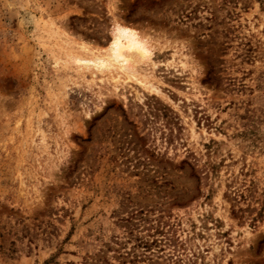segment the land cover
Instances as JSON below:
<instances>
[{"label": "rangeland", "instance_id": "1", "mask_svg": "<svg viewBox=\"0 0 264 264\" xmlns=\"http://www.w3.org/2000/svg\"><path fill=\"white\" fill-rule=\"evenodd\" d=\"M0 264H264V0H0Z\"/></svg>", "mask_w": 264, "mask_h": 264}, {"label": "snow or ice", "instance_id": "2", "mask_svg": "<svg viewBox=\"0 0 264 264\" xmlns=\"http://www.w3.org/2000/svg\"><path fill=\"white\" fill-rule=\"evenodd\" d=\"M118 31L121 32L124 36H128V34L131 32V30L128 28L118 29ZM132 35L134 36V33ZM114 43L116 47L119 48L120 47V37H117ZM129 48L130 49L135 48L137 50L144 51L143 46L139 42L135 41L134 39L130 42Z\"/></svg>", "mask_w": 264, "mask_h": 264}, {"label": "bare ground", "instance_id": "3", "mask_svg": "<svg viewBox=\"0 0 264 264\" xmlns=\"http://www.w3.org/2000/svg\"><path fill=\"white\" fill-rule=\"evenodd\" d=\"M25 14H27L30 18L33 16L32 13H29V12Z\"/></svg>", "mask_w": 264, "mask_h": 264}]
</instances>
